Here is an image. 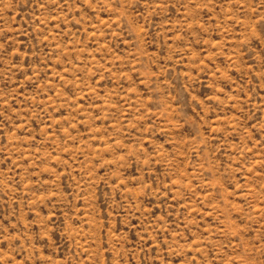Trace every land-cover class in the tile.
Returning <instances> with one entry per match:
<instances>
[{"label": "rangeland", "instance_id": "1", "mask_svg": "<svg viewBox=\"0 0 264 264\" xmlns=\"http://www.w3.org/2000/svg\"><path fill=\"white\" fill-rule=\"evenodd\" d=\"M0 264H264V0H0Z\"/></svg>", "mask_w": 264, "mask_h": 264}]
</instances>
